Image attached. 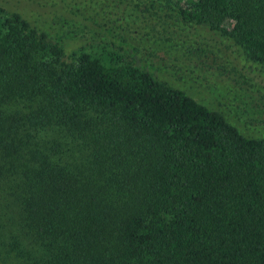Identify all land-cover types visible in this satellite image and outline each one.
I'll list each match as a JSON object with an SVG mask.
<instances>
[{
  "label": "trees",
  "instance_id": "trees-1",
  "mask_svg": "<svg viewBox=\"0 0 264 264\" xmlns=\"http://www.w3.org/2000/svg\"><path fill=\"white\" fill-rule=\"evenodd\" d=\"M8 6L0 0V190L16 203L18 254L35 264H264V121L244 119L249 103L234 99L231 118L253 127L242 133L189 95L195 75L163 44L146 54L150 41L124 35L158 30L188 53L204 44L264 94V0ZM129 11L138 24L125 22ZM219 84L246 96L203 85ZM23 103L33 106L11 110ZM50 130L51 141L39 135Z\"/></svg>",
  "mask_w": 264,
  "mask_h": 264
},
{
  "label": "rangeland",
  "instance_id": "rangeland-1",
  "mask_svg": "<svg viewBox=\"0 0 264 264\" xmlns=\"http://www.w3.org/2000/svg\"><path fill=\"white\" fill-rule=\"evenodd\" d=\"M1 1L6 6H11L10 8H17L26 2V0ZM23 6L25 7V5ZM134 12L135 11H129V16L126 17L127 20L125 19L127 24L134 22L138 24L140 22L138 14H135ZM153 33H157L154 39L152 36ZM162 34L164 33L158 30L149 33L147 31H142L138 27H132L131 32H126L124 35L128 36L129 40H134L135 46H140L136 44H141L142 40L150 41L149 44L144 46V51L147 52L146 54H151L148 52L150 49L152 52L158 51L161 48L160 45L163 44L162 47L170 58H174V60L178 59L180 61V63L177 64L182 67L183 73L185 71V73L189 72L195 75L194 77L189 74L190 80H185L186 84L184 89L189 90V95L198 100L200 103L222 113L234 126L240 129L242 133L251 135V132H253V127H250L251 125H247L245 120H239V122L238 120L231 118L232 115H237V112H240L238 107L234 105L233 101L236 99L237 101L246 103L245 100H247L249 103V109L246 110L242 117L248 121L260 123L264 121V94L260 93L258 88L254 86L248 84L242 86L241 84L244 79L237 74L229 73L230 70L228 64L225 62V59L219 54L210 53L209 49L206 48L204 44L200 45L198 42L192 44L195 48L200 47V50L194 53H188L186 51H181L180 49L178 51L175 49L172 41H167ZM85 50L94 56H99L108 51L107 48H104L101 45H88ZM164 56L166 57V55ZM178 60H176V62ZM168 64L175 65L174 62H169ZM164 68H162L161 74H172V72L167 69L174 70L170 67ZM181 73L178 72L177 74L181 77L183 76ZM198 83L202 85L201 88L195 85ZM217 83L228 84L235 87L237 90L242 86L244 91L240 92L246 96H241L239 93L226 87L225 85L219 84L217 85L218 87L203 85L214 84L213 86H215ZM212 102L216 103L217 106H212ZM32 106L33 104L30 103L14 104L11 106V110L13 112H26L27 109L29 110ZM240 109L244 110L245 105L241 104ZM39 135L43 136L47 141H51L55 138L51 130L41 132ZM262 135H264V133ZM262 135H257V137ZM62 153L65 156L71 154V152L68 151V148L67 150L64 148ZM23 237L22 228L19 224V218L16 213V203L7 192L4 193L0 190V264H35V261H30L27 256L22 257L18 254L15 242L16 240H23Z\"/></svg>",
  "mask_w": 264,
  "mask_h": 264
}]
</instances>
